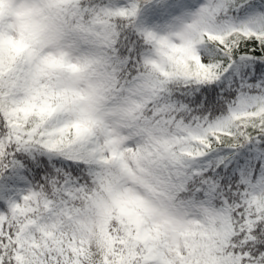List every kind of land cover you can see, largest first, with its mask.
I'll return each mask as SVG.
<instances>
[{
    "label": "snow or ice",
    "instance_id": "snow-or-ice-1",
    "mask_svg": "<svg viewBox=\"0 0 264 264\" xmlns=\"http://www.w3.org/2000/svg\"><path fill=\"white\" fill-rule=\"evenodd\" d=\"M0 264H264V0H0Z\"/></svg>",
    "mask_w": 264,
    "mask_h": 264
}]
</instances>
